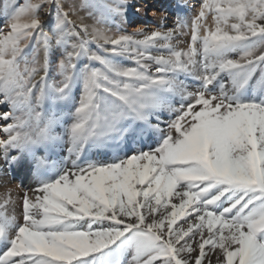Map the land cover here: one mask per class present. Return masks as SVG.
<instances>
[{
	"label": "snow or ice",
	"instance_id": "1",
	"mask_svg": "<svg viewBox=\"0 0 264 264\" xmlns=\"http://www.w3.org/2000/svg\"><path fill=\"white\" fill-rule=\"evenodd\" d=\"M4 3L0 172L59 174L23 192L19 216L0 194V264H264V0H199L131 33L130 0ZM77 85L66 123L55 106Z\"/></svg>",
	"mask_w": 264,
	"mask_h": 264
},
{
	"label": "bare ground",
	"instance_id": "2",
	"mask_svg": "<svg viewBox=\"0 0 264 264\" xmlns=\"http://www.w3.org/2000/svg\"><path fill=\"white\" fill-rule=\"evenodd\" d=\"M23 2V0H21ZM19 2V0H18ZM66 9L71 8L72 5L80 3V0H63ZM199 0H130V4L128 7V23L123 25L124 29L131 33L136 31L137 26L144 28L146 31H152L157 29L161 26V20L159 16L160 10H166L168 13L167 20L163 21V27H172L177 19V17H184V18H191L193 13L192 5L198 6ZM152 4V5H151ZM144 6V12L137 13L135 9L139 6ZM0 8H4L5 14H7L8 9L5 6L4 0H0ZM153 11H156L155 13ZM73 19H77L76 17H72ZM77 22H79L77 20ZM89 23L91 21H88ZM5 23V16L0 15V25H3ZM52 21L49 19L48 21V27H51ZM187 38H184L183 42L178 43V47H186ZM175 43V42H174ZM94 51H98L96 46L93 44L91 46ZM59 49L54 48L53 49V67L55 69V64L58 62L59 59ZM83 63V62H82ZM125 64L131 65V61H124ZM54 74H50L51 78L53 79H59L57 76L55 70H53ZM79 96L76 97V100ZM57 106V107H56ZM56 110H61L62 108L66 109V112H70L75 105L71 103V101H66L63 103H60L56 105ZM60 106V107H59ZM0 107H3L0 105ZM51 107V106H49ZM165 117L167 114H164ZM67 117V116H66ZM155 141V138L149 139L148 137H144L143 142H137L132 143L131 145L125 144L122 146L121 149H117L114 153V159L113 162L117 158H122L124 154L128 153L129 147H131L132 150H140V149H147L149 146H151ZM59 147H56L55 151L52 154V159L59 163L60 167H65V164L62 162L61 155L62 151L59 150ZM112 151V150H111ZM111 152L108 151L105 155L104 160L106 161V157ZM99 161L98 156L93 160L92 162L97 163ZM99 163V162H98ZM67 165V164H66ZM67 167V166H66ZM59 174V170H54L48 175H39L38 173L34 172L30 165H23V166H14L9 169H5L4 171L0 172V194L4 193H11L12 197L17 201L18 206L16 208V214L19 216L20 214V207H19V201L20 198L23 195V192L26 189L33 188L38 180L42 179H55L56 176ZM13 175H16L18 179V185L17 184H10L12 180H9ZM20 185V187H19Z\"/></svg>",
	"mask_w": 264,
	"mask_h": 264
},
{
	"label": "rangeland",
	"instance_id": "3",
	"mask_svg": "<svg viewBox=\"0 0 264 264\" xmlns=\"http://www.w3.org/2000/svg\"><path fill=\"white\" fill-rule=\"evenodd\" d=\"M160 1V0H158ZM20 3H22L21 0H19ZM152 5V4H151ZM188 39V38H187ZM92 46V45H91ZM83 62V61H82ZM81 62V63H82ZM98 66V65H97ZM50 74H54V72L52 71ZM51 76V75H50ZM79 93H80V88H79V85H77L75 87V89L73 90V93H72V98L70 99L71 103L75 105V101H76V97L79 96ZM57 107V106H56ZM60 107V106H59ZM5 110L4 109V106L3 107H0V111H3ZM66 109L62 108L61 110H57L58 112H62L65 114V122L66 123H70V120L66 117L67 116V113L65 111ZM59 130V129H58ZM62 151V154L61 155V158H62V162L65 164V167H69L71 166V162L67 159V153H66V143H61L59 146H58ZM112 150V151H111ZM117 149H113V148H107V149H95V148H89L85 151L83 157L81 158V162H92L93 160H95V158L98 156L99 158V163L98 164H104V163H112L113 162V159H114V156L116 153H114ZM110 151L111 153L108 155V157H106V161L104 160L105 158V155L107 154V152ZM67 164V165H66ZM9 180H12L10 182V184H17L18 185V179L16 177V175H13ZM20 187V185H19Z\"/></svg>",
	"mask_w": 264,
	"mask_h": 264
}]
</instances>
